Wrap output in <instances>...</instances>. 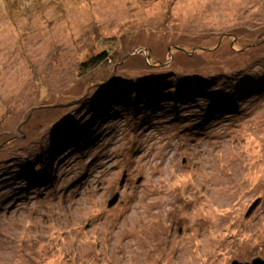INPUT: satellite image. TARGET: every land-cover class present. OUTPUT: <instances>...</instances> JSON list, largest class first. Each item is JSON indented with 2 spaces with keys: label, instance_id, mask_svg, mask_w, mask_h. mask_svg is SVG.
I'll return each mask as SVG.
<instances>
[{
  "label": "rangeland",
  "instance_id": "rangeland-1",
  "mask_svg": "<svg viewBox=\"0 0 264 264\" xmlns=\"http://www.w3.org/2000/svg\"><path fill=\"white\" fill-rule=\"evenodd\" d=\"M258 256L264 0H0V264Z\"/></svg>",
  "mask_w": 264,
  "mask_h": 264
},
{
  "label": "water",
  "instance_id": "water-1",
  "mask_svg": "<svg viewBox=\"0 0 264 264\" xmlns=\"http://www.w3.org/2000/svg\"><path fill=\"white\" fill-rule=\"evenodd\" d=\"M125 180H126V175H124L121 183L124 184ZM119 197H120V193L118 192L115 194L114 199L110 201L109 205L110 206L115 205L118 202ZM258 202L259 201H256V203L251 207L250 212L256 207ZM233 264H264V258L261 256H258V257L253 258L251 261H246L244 263H241L239 261H235V262H233Z\"/></svg>",
  "mask_w": 264,
  "mask_h": 264
},
{
  "label": "trees",
  "instance_id": "trees-1",
  "mask_svg": "<svg viewBox=\"0 0 264 264\" xmlns=\"http://www.w3.org/2000/svg\"><path fill=\"white\" fill-rule=\"evenodd\" d=\"M106 57H107V53L103 52L100 56H97L96 58H97V61H103V60H106ZM74 135L76 136L75 133H74ZM29 178L32 179L33 181H39V178L37 175L36 176H30Z\"/></svg>",
  "mask_w": 264,
  "mask_h": 264
},
{
  "label": "bare ground",
  "instance_id": "bare-ground-1",
  "mask_svg": "<svg viewBox=\"0 0 264 264\" xmlns=\"http://www.w3.org/2000/svg\"><path fill=\"white\" fill-rule=\"evenodd\" d=\"M136 102H137V101H136ZM181 129H183V127H181ZM160 143H162V140H161V142H158V143H157V146L160 145ZM162 144H163V143H162ZM167 153H168V152H167ZM169 197H170V196H169ZM170 201H172V199L169 200V202H170Z\"/></svg>",
  "mask_w": 264,
  "mask_h": 264
}]
</instances>
